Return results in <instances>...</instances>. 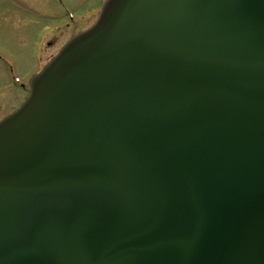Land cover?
<instances>
[{
    "label": "water",
    "instance_id": "obj_1",
    "mask_svg": "<svg viewBox=\"0 0 264 264\" xmlns=\"http://www.w3.org/2000/svg\"><path fill=\"white\" fill-rule=\"evenodd\" d=\"M0 122V264H264V0H108Z\"/></svg>",
    "mask_w": 264,
    "mask_h": 264
},
{
    "label": "rangeland",
    "instance_id": "obj_2",
    "mask_svg": "<svg viewBox=\"0 0 264 264\" xmlns=\"http://www.w3.org/2000/svg\"><path fill=\"white\" fill-rule=\"evenodd\" d=\"M101 3L0 0V119L23 103L28 83L44 61L56 55L72 33L95 22ZM52 39L53 46L48 48Z\"/></svg>",
    "mask_w": 264,
    "mask_h": 264
}]
</instances>
